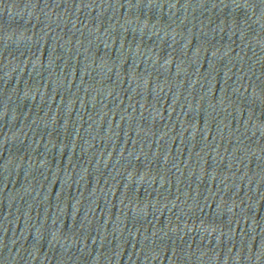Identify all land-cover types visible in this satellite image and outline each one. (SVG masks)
<instances>
[{"label": "water", "instance_id": "1", "mask_svg": "<svg viewBox=\"0 0 264 264\" xmlns=\"http://www.w3.org/2000/svg\"><path fill=\"white\" fill-rule=\"evenodd\" d=\"M0 264H264V0H0Z\"/></svg>", "mask_w": 264, "mask_h": 264}]
</instances>
